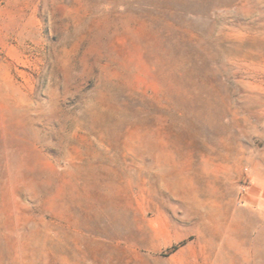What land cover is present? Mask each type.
<instances>
[{
	"label": "rangeland",
	"instance_id": "obj_1",
	"mask_svg": "<svg viewBox=\"0 0 264 264\" xmlns=\"http://www.w3.org/2000/svg\"><path fill=\"white\" fill-rule=\"evenodd\" d=\"M0 264H264V0H0Z\"/></svg>",
	"mask_w": 264,
	"mask_h": 264
}]
</instances>
